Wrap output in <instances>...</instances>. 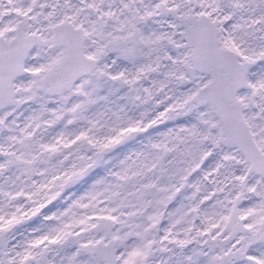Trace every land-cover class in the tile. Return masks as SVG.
<instances>
[{
  "label": "snow or ice",
  "instance_id": "1",
  "mask_svg": "<svg viewBox=\"0 0 264 264\" xmlns=\"http://www.w3.org/2000/svg\"><path fill=\"white\" fill-rule=\"evenodd\" d=\"M0 264H264V0H0Z\"/></svg>",
  "mask_w": 264,
  "mask_h": 264
}]
</instances>
